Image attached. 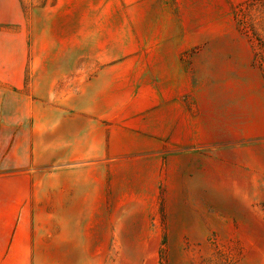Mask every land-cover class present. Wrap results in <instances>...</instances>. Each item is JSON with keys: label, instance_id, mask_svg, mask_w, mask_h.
Instances as JSON below:
<instances>
[{"label": "rangeland", "instance_id": "374dc122", "mask_svg": "<svg viewBox=\"0 0 264 264\" xmlns=\"http://www.w3.org/2000/svg\"><path fill=\"white\" fill-rule=\"evenodd\" d=\"M11 79L39 177L59 171L42 164L45 121L86 130L74 108L101 99L116 120L77 165L117 178L83 187L80 221L39 186L3 264H264V0H0Z\"/></svg>", "mask_w": 264, "mask_h": 264}, {"label": "crops", "instance_id": "0c3cea01", "mask_svg": "<svg viewBox=\"0 0 264 264\" xmlns=\"http://www.w3.org/2000/svg\"><path fill=\"white\" fill-rule=\"evenodd\" d=\"M18 84L16 79H11L9 85L0 82V264H3L4 233H28L26 223L29 222L31 215L29 206L32 205L31 201L35 198L37 188L43 187L44 191L51 194L53 187L58 186L61 195L63 198L65 197L63 199L64 214H71L70 211H74L76 217L72 220L80 221V208L83 205L80 199L83 187L85 185L91 186V195H96L99 191L98 187L101 185L109 190L110 174L114 180L117 178L115 169L107 167V171L103 170L106 179L101 184L97 167L91 166V168L85 169L77 165L84 161L85 156L92 159L99 157V146L95 142L98 140L97 135L100 132L101 120H116L114 116L112 118L110 115L113 111L110 108L105 109L99 98V100L92 102V105L86 104L81 107L77 105L74 108L77 113L72 119L75 118L76 122L82 121L84 116L91 117L93 120L86 130L82 124L78 126L79 123L74 126L68 125V117L64 118V113H60L59 118L54 121L52 119L45 121L43 151L47 155V159L42 164L46 165L47 162L49 164L51 162V165H58L59 171L39 177V172L36 171L38 158L36 155V123L33 121L35 118L33 116L31 119V123L33 122L31 126L29 125L27 128L21 126V123L23 125L26 122L30 123L31 107L30 102H28L26 112H24L23 117L20 116L22 109L19 100L17 102L19 94L13 90L14 86ZM133 113L134 111H127L118 115V119L125 120L127 116L130 117ZM120 124H125V121ZM174 133L177 134L175 139L179 141L183 139V137H178L181 134L179 129L175 130ZM192 137L190 139L195 140L194 134ZM39 150L42 149L39 148ZM119 176L120 181H129L126 174H119ZM54 179L59 180L58 184H51ZM151 192L152 200H154L157 190H155V194L153 190ZM127 195H130V192ZM65 221H68L67 217ZM5 223L14 224L9 230H6Z\"/></svg>", "mask_w": 264, "mask_h": 264}]
</instances>
